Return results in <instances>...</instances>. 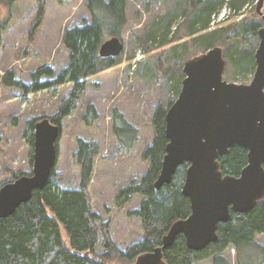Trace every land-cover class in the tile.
Masks as SVG:
<instances>
[{"label":"rangeland","instance_id":"obj_1","mask_svg":"<svg viewBox=\"0 0 264 264\" xmlns=\"http://www.w3.org/2000/svg\"><path fill=\"white\" fill-rule=\"evenodd\" d=\"M209 1L216 7L209 24L204 30L198 29L194 36L189 35L187 27L192 16ZM258 1L201 0V5L196 7L191 0H126L127 23L120 36L123 50L118 56V63L89 77L76 108L60 121L57 160L53 169L54 182L60 190L79 188L74 164L75 139L91 138L81 116L86 107L92 104L98 114L94 137L99 145V153L95 157L88 186L90 207L100 217V223L107 227L111 241L120 248L134 245L143 237L140 220L128 216V212L139 206L142 197L134 195L121 206L116 197L121 188L131 181H140L146 173L148 162L142 158V154L152 143L154 111L158 107L167 110L169 104L177 99L184 78V62L206 52L191 40L199 35L220 32L244 19L258 21L263 27L261 17L255 12ZM87 2L45 0L44 13L38 25L39 2L36 0H18L9 9L0 2V20L8 15L10 17L8 27L2 34L0 48V187L21 174L32 173L33 150L28 140L33 132L29 123L35 119L53 117L72 87L67 83L23 95L18 90L4 88L1 79L8 71H13L26 85H30L31 74L44 67L50 68L57 76L69 62V53L62 43L65 31L90 22ZM230 2L235 4V8L230 7ZM224 38L220 36L213 45L222 49L226 61L223 80L248 85L255 71L253 56L259 39L251 38L245 44ZM160 42H164L161 47ZM184 43H188L184 53L168 55L173 45ZM241 54H251L254 67L244 63L237 67L234 60ZM46 80L45 77L41 78V81ZM113 107L139 129L131 150L122 147L111 132ZM62 235L66 242L64 232ZM99 239L102 241L101 235ZM254 241L264 248V235H256ZM96 252L100 253V248ZM223 255L232 264L235 263L234 249H226ZM198 264H212V260L206 259Z\"/></svg>","mask_w":264,"mask_h":264},{"label":"trees","instance_id":"obj_2","mask_svg":"<svg viewBox=\"0 0 264 264\" xmlns=\"http://www.w3.org/2000/svg\"><path fill=\"white\" fill-rule=\"evenodd\" d=\"M16 1L18 0H0L8 9ZM36 1L39 2L36 20L38 25L44 13L45 0ZM191 1L196 7L201 5V0ZM229 5L235 8L233 2ZM86 8L90 22L72 27L63 35L62 43L69 53V62L57 76L50 68L44 67L31 74L30 85H26L13 71H8L1 79L4 88L18 90L23 95L71 84L67 99L57 113L48 118L57 126L76 108L84 93L86 80L118 63V57H101L99 47L109 38H121L127 23L126 0H88ZM215 9L213 2L209 1L205 7L195 11L187 27L189 35L194 36L199 32L198 29L204 30ZM9 21V15L0 20V48L2 34ZM196 25L198 27L194 28ZM260 28L258 21L244 19L220 32L196 36L191 43L198 44L205 51L212 48L220 36L246 44L251 38L258 39L257 32ZM162 45L164 42H160L159 47ZM187 45L188 43L173 45L168 55H181L186 51ZM231 56L234 57L232 54ZM236 59L234 62L237 67L242 63L254 67L251 54H241ZM43 77L48 80L41 81ZM171 104L172 102L169 106ZM165 115L166 109L158 107L152 117V143L142 154V158L148 162L146 173L140 181H131L128 186L121 188L116 197L119 206L129 202L134 195L142 197L139 206L128 212V216L137 217L141 223L143 237L138 243L127 248L115 245L109 237L107 227L100 223V217L91 210L88 186L95 157L99 153V145L94 137L98 114L94 106L89 104L81 116V121L91 138L75 139L74 164L79 188L60 190L54 182L52 170L42 190L34 191L28 202L20 205L10 216L0 219V264H133L138 255L161 246L162 237L166 235L171 224L186 218L190 213L189 201L181 194L186 164L177 169L170 184L162 186L159 190L153 187L160 173L168 142L164 134ZM39 120L35 119L29 123L30 131L33 132L34 124ZM111 121V132L117 142L131 150L139 134L138 127L116 107L111 109ZM28 143L33 150V135ZM218 162L223 175L238 177L246 165L247 151L233 146L228 155L219 158ZM230 215L229 222L217 225V241L200 251L189 250L184 237L178 235L173 244L163 251L165 263L198 264L200 261L211 259L212 264H232L223 255L226 249L232 248L236 254L234 264H262L264 248L254 241V237L264 235V196L249 212H231ZM63 232L67 237L66 242ZM99 235L102 236V241ZM97 248H100V253L96 252Z\"/></svg>","mask_w":264,"mask_h":264},{"label":"water","instance_id":"obj_3","mask_svg":"<svg viewBox=\"0 0 264 264\" xmlns=\"http://www.w3.org/2000/svg\"><path fill=\"white\" fill-rule=\"evenodd\" d=\"M263 0L255 12L261 17ZM257 36L255 71L248 85L223 80L226 61L214 46L183 64L184 78L177 99L166 110L164 134L167 144L160 173L153 187L171 183L178 168L186 164L181 194L190 213L173 222L161 246L138 255L133 264H166L163 251L178 235L191 251H200L217 241V225L229 222L230 213L245 214L264 196V26ZM122 40L112 37L99 47L103 58H116ZM60 127L48 118L34 124L32 173L0 187V219L28 202L34 191L46 185L57 160ZM239 146L247 162L238 177L223 175L218 159Z\"/></svg>","mask_w":264,"mask_h":264},{"label":"flooded vegetation","instance_id":"obj_4","mask_svg":"<svg viewBox=\"0 0 264 264\" xmlns=\"http://www.w3.org/2000/svg\"><path fill=\"white\" fill-rule=\"evenodd\" d=\"M185 219V218H184ZM183 220V219H182Z\"/></svg>","mask_w":264,"mask_h":264}]
</instances>
